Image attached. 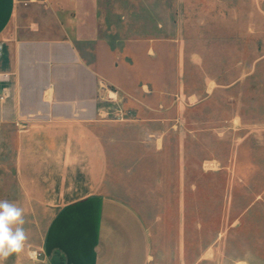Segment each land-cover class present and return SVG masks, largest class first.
I'll return each mask as SVG.
<instances>
[{
  "label": "crops",
  "instance_id": "crops-1",
  "mask_svg": "<svg viewBox=\"0 0 264 264\" xmlns=\"http://www.w3.org/2000/svg\"><path fill=\"white\" fill-rule=\"evenodd\" d=\"M253 13L264 30V0H0V139L23 191L14 202L51 211L38 246L46 264L149 263L143 214L103 188L122 159L160 157L173 138L177 188H184L182 127L205 124L188 111L203 110L216 83L197 51L191 60L202 67L201 84L186 87L183 47L217 44L221 23L223 39L234 45L237 30L244 36L253 29ZM231 110L228 123L235 122ZM173 127L178 137H168ZM177 202L186 205L182 197Z\"/></svg>",
  "mask_w": 264,
  "mask_h": 264
},
{
  "label": "rangeland",
  "instance_id": "rangeland-1",
  "mask_svg": "<svg viewBox=\"0 0 264 264\" xmlns=\"http://www.w3.org/2000/svg\"><path fill=\"white\" fill-rule=\"evenodd\" d=\"M252 20L250 34L239 35L237 30L240 39L234 45L223 39L228 32L221 23L217 44L183 47L186 87L194 91L200 86L197 75L202 70L213 72L216 83L215 92L205 96L204 109L188 111L193 122L202 117L205 124L182 127L188 137L186 187L177 188L173 138L160 157L145 152L135 163L122 159L112 183L103 188L104 193L126 198L143 214L151 231L148 264H264V30L260 14L253 13ZM160 48L165 54L175 52V47ZM197 51L206 60L202 70L191 60ZM233 106L235 122L228 123ZM130 114L124 109V116ZM178 135L179 127H173L168 137ZM195 137H203V144ZM213 144L219 157L211 156ZM9 153L0 139V200L14 201L23 191L15 188ZM213 169L217 172L211 174ZM181 197L184 206L177 204ZM17 205L24 210L28 239L24 250L4 264H46L38 246L51 211ZM32 251H37L35 259Z\"/></svg>",
  "mask_w": 264,
  "mask_h": 264
},
{
  "label": "clouds",
  "instance_id": "clouds-1",
  "mask_svg": "<svg viewBox=\"0 0 264 264\" xmlns=\"http://www.w3.org/2000/svg\"><path fill=\"white\" fill-rule=\"evenodd\" d=\"M25 223L23 208L14 201L0 200V264L24 250L28 239ZM30 256L36 258L35 253H30Z\"/></svg>",
  "mask_w": 264,
  "mask_h": 264
},
{
  "label": "built area",
  "instance_id": "built-area-1",
  "mask_svg": "<svg viewBox=\"0 0 264 264\" xmlns=\"http://www.w3.org/2000/svg\"><path fill=\"white\" fill-rule=\"evenodd\" d=\"M2 48H3V44H2V41H0V53L2 51ZM5 78H6V75H4L3 73L0 72V79H5ZM3 97H4V94L2 92L0 94V99H2ZM109 98H115L114 94L110 93Z\"/></svg>",
  "mask_w": 264,
  "mask_h": 264
},
{
  "label": "bare ground",
  "instance_id": "bare-ground-1",
  "mask_svg": "<svg viewBox=\"0 0 264 264\" xmlns=\"http://www.w3.org/2000/svg\"><path fill=\"white\" fill-rule=\"evenodd\" d=\"M31 253H35V254H37V251H32Z\"/></svg>",
  "mask_w": 264,
  "mask_h": 264
}]
</instances>
